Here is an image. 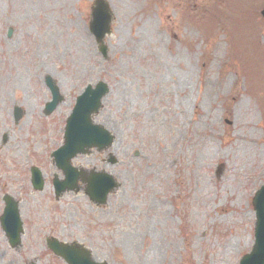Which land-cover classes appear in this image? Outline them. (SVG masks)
I'll use <instances>...</instances> for the list:
<instances>
[{
  "label": "rangeland",
  "instance_id": "obj_1",
  "mask_svg": "<svg viewBox=\"0 0 264 264\" xmlns=\"http://www.w3.org/2000/svg\"><path fill=\"white\" fill-rule=\"evenodd\" d=\"M93 1L0 0V214L11 196L23 228L15 248L0 229V264H66L48 237L106 264H238L264 181V0H107L104 56ZM45 76L61 97L47 116ZM99 80L109 91L93 121L114 139L71 164L118 187L100 206L80 182L55 199L63 175L50 153L76 96Z\"/></svg>",
  "mask_w": 264,
  "mask_h": 264
},
{
  "label": "water",
  "instance_id": "obj_2",
  "mask_svg": "<svg viewBox=\"0 0 264 264\" xmlns=\"http://www.w3.org/2000/svg\"><path fill=\"white\" fill-rule=\"evenodd\" d=\"M91 9L90 29L96 41L101 43L105 34L110 32L111 14L104 0H96ZM260 13L264 17V8ZM100 51L105 55L106 48L102 44ZM107 91V85L98 82L94 88L87 86L76 99V104L66 120L63 145L52 154L57 167L61 168L65 175V179L60 183L54 181L57 196L65 189L76 188V180L82 174L70 166L72 157L78 153H86L91 147L101 151L113 141V136L104 127L94 124L91 120V115L98 111L100 100ZM52 92L53 99L50 104H47L46 113L51 112L60 101L56 88H52ZM15 112L20 115L19 109L16 108ZM86 181L85 193L97 204L104 203L107 194L118 186L110 175L102 172L91 173ZM32 184L37 189L42 187L39 172L34 168L32 169ZM4 200L6 206L0 220L10 244L14 246L19 243L21 223L18 219L16 203L8 196ZM252 207L255 214L253 243L250 250L241 257L240 264H264V182L252 197ZM49 247L68 264H105V262H94L90 251L79 244L67 245L53 239L49 242Z\"/></svg>",
  "mask_w": 264,
  "mask_h": 264
}]
</instances>
